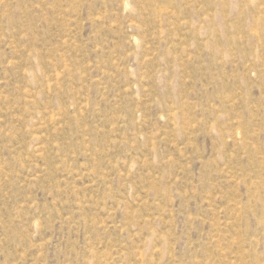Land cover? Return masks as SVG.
Returning <instances> with one entry per match:
<instances>
[{
	"label": "rangeland",
	"instance_id": "obj_1",
	"mask_svg": "<svg viewBox=\"0 0 264 264\" xmlns=\"http://www.w3.org/2000/svg\"><path fill=\"white\" fill-rule=\"evenodd\" d=\"M0 264H264V0H0Z\"/></svg>",
	"mask_w": 264,
	"mask_h": 264
}]
</instances>
